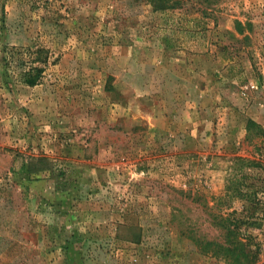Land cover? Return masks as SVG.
<instances>
[{
    "label": "rangeland",
    "instance_id": "1",
    "mask_svg": "<svg viewBox=\"0 0 264 264\" xmlns=\"http://www.w3.org/2000/svg\"><path fill=\"white\" fill-rule=\"evenodd\" d=\"M172 1L0 0V264H264V0Z\"/></svg>",
    "mask_w": 264,
    "mask_h": 264
},
{
    "label": "trees",
    "instance_id": "2",
    "mask_svg": "<svg viewBox=\"0 0 264 264\" xmlns=\"http://www.w3.org/2000/svg\"><path fill=\"white\" fill-rule=\"evenodd\" d=\"M179 3V0L172 1L170 7H174ZM183 4V0H180V4ZM196 3V2H195ZM207 3H211L208 1ZM181 4V5H182ZM25 51V50H24ZM27 52L20 53V59L25 58V69L22 72L23 80L28 85L35 84L38 76L41 74V68L39 63H42V49L37 47L34 50L26 49ZM249 144L257 145L258 140L261 144L256 146L259 149L261 145H264V125L256 123L253 120H248L246 123V134L244 138ZM239 160L238 158H236ZM248 166L261 167L260 160H246ZM48 169L41 167L40 169L28 168L29 173L39 172L41 170ZM232 190V196L236 197L239 195V191L235 188ZM211 213H208L210 216ZM230 214L227 215H211L212 221H209L212 226L218 229L221 233L216 239H205L198 238L196 242L200 244L203 251H208L215 257H221L228 264H253L258 257L259 247L245 239L243 240L244 229H250L249 224L242 227L240 221L230 218Z\"/></svg>",
    "mask_w": 264,
    "mask_h": 264
}]
</instances>
